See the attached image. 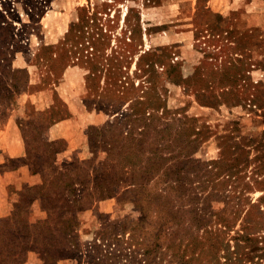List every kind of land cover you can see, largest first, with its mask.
Listing matches in <instances>:
<instances>
[{"label":"rangeland","instance_id":"1","mask_svg":"<svg viewBox=\"0 0 264 264\" xmlns=\"http://www.w3.org/2000/svg\"><path fill=\"white\" fill-rule=\"evenodd\" d=\"M0 56V218L16 200L10 188L40 182L24 165L31 129L37 153L61 138L56 163L83 160L89 127L116 119L122 133L126 116L145 108L159 132L135 130L132 169L156 146L175 166L93 202L67 258L43 264H167L145 253L161 216L179 236L202 218L193 264H264V0H0ZM54 106L69 118L46 130L32 122L31 110ZM28 210L31 221L43 217L36 203ZM205 229L218 234L214 255ZM23 264L42 262L28 253Z\"/></svg>","mask_w":264,"mask_h":264},{"label":"trees","instance_id":"2","mask_svg":"<svg viewBox=\"0 0 264 264\" xmlns=\"http://www.w3.org/2000/svg\"><path fill=\"white\" fill-rule=\"evenodd\" d=\"M0 60L4 61V58L0 56ZM20 72L13 70L10 73ZM10 87L11 90H3L9 99L13 93L19 92L15 84ZM1 95L6 98L4 94H0V99H2ZM156 105L152 110L157 111L158 106ZM100 109L96 108L94 111H101ZM144 109H140L139 112L133 109L134 113L126 116L123 126L125 130L122 133L118 131L121 126H118L116 119L105 123L100 128L89 127L87 129L89 158L83 160L71 158L70 161L57 164L56 156L65 151L63 140L57 138L43 142V144L37 141L43 147V150L37 153L36 149L31 147L35 138L29 132L33 130L26 131V136H23L24 165L31 176H38L40 182L20 185L17 190L14 187L10 188L16 200L10 203L9 213L0 218V264H23L28 253H33L42 264L48 258H53L55 261L66 259L68 245L75 241L74 231L77 217L88 210L93 202L115 197L122 187L144 188L153 179H157L159 175L163 178L166 176L165 172L175 167L167 168L163 165L165 159L161 157L160 149L156 146L150 151L147 150L146 160L149 163L147 166L139 167L136 172L132 169L134 166L131 145L135 141L140 142V140L134 141L132 137L135 130L141 129L136 135H142L144 129L150 128L155 134L159 132L154 125L150 124L156 116L151 114L145 117L142 112ZM31 113L32 122L36 121V124L45 130L58 121L69 118L66 109H59L57 106L43 112L31 110ZM31 124L28 123L26 126ZM28 137L31 140L27 142ZM118 138L123 141V145L119 146ZM141 149L138 145L136 151L142 156ZM99 151L104 153L100 161L96 160ZM205 167L206 164H203L202 175L204 177L209 174ZM135 173L141 175L139 180L135 179ZM158 179L160 180L161 177ZM172 182L177 184L175 181ZM153 198L163 199L164 196L158 190H154ZM190 200L193 198L190 197ZM34 203L38 205L43 217L31 221L28 209ZM169 215L173 216L171 210H169ZM169 219L170 217L167 222ZM201 219L191 220L189 228L184 229V233L179 236V231L167 230L170 226L166 223L164 216L159 217L151 227L150 236H152L153 243L150 251L145 252L146 255L151 257L150 260L159 258L156 257L157 255L162 257L168 255L167 264H193L196 260L194 256H197L198 237L193 236L192 231L199 228L202 223ZM202 225L203 228L207 226L205 222ZM207 236L209 239L210 236L214 239V242H210V249L214 255V251L218 250V234L205 229L204 237ZM250 238L247 236V244L254 241ZM54 240L62 244L60 250H57Z\"/></svg>","mask_w":264,"mask_h":264}]
</instances>
